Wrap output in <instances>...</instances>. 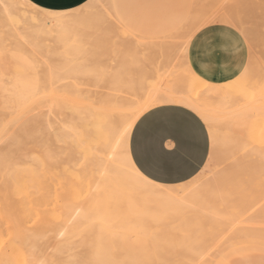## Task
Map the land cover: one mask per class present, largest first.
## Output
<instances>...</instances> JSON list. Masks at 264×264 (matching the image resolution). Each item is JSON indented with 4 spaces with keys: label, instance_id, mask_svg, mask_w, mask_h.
I'll list each match as a JSON object with an SVG mask.
<instances>
[{
    "label": "rangeland",
    "instance_id": "374dc122",
    "mask_svg": "<svg viewBox=\"0 0 264 264\" xmlns=\"http://www.w3.org/2000/svg\"><path fill=\"white\" fill-rule=\"evenodd\" d=\"M104 1L105 0H103V3ZM106 1L108 2L106 3ZM106 1H105V5L106 6L109 5V6L104 7L105 5L103 6L102 3L99 4L100 6L99 5L97 6L102 7L104 12H106L107 14L109 13L108 11H111V13L108 14L109 15L108 18L107 19L103 18L101 15L100 20H98L97 19L98 18L97 6L96 7L94 6L95 9L94 10L90 9V11H91V15H92V11H95L96 13L94 12L95 13L94 15H96L95 17L97 18L94 17L96 19L95 20L92 17L94 15L91 16L89 13L90 11H89L88 20L90 21V24L94 22L93 23L94 25L92 24L91 26H88L90 30L88 29V31H86L87 30L86 28L83 32V33H86L87 37L84 36L85 39L87 38L86 41L89 39V36H90L89 34H91L90 36L91 38L93 37L92 38L93 41H90L92 40L91 38L89 41L87 42L85 41L87 43L85 47H89L88 44L90 42L92 43H90L91 44L90 48L89 49L87 48L85 50V54L87 56L85 55L83 58L84 59L86 58L85 59L86 62H90L89 59H87L90 57L94 58L95 60H98L99 58L98 61H101V62L103 61V59L104 61L107 60L105 62L103 61L104 63H102V64H105L103 65L104 67L106 66V63H107V66L108 65L111 66L112 65L111 62H114V58L117 59L121 51L125 52V50L128 51V48L132 50L134 48L137 49L138 47H141L139 48L141 50H137V51L135 50L136 52L134 53L137 55L142 54V57L144 55L143 58H139L142 60L143 59L145 60V58L148 55L150 59L146 58L145 61L143 60L144 63L141 62L140 60L139 61L140 63L143 64V66L145 65V68H149L147 65L152 64L153 62L158 60L156 59L158 58V56L159 57L161 56L158 54L157 51H154L155 49L153 50L151 49L152 52L151 50H148L150 49V42L155 41L156 43V42L164 41L163 43H165V41L168 42L169 40L168 45L172 47L171 49L173 50V53H174V51L178 48V46L180 47L179 45L180 40H178L179 39L178 34H180V31L181 32L187 31L185 28L187 27V25L184 23L187 22L188 24V17L191 14H194L196 12L197 15L200 16V18H205L206 16L210 15L212 16V18H215L217 23H222L218 21V19L220 18L219 14H221V12L224 15L227 12H229L227 13V16L230 13H232L233 15V11L235 12L236 15L231 16L230 14V16L228 17L229 18L232 17L231 21L236 20L233 17L235 16L237 17V20L239 21L240 24H237L238 21H235V22L232 21V23L234 24V26H237L236 28H238L242 32V34L244 35L248 43L249 60H248V63L245 69L249 68L248 69L249 71L245 73L246 75L244 74V76H241L237 81H235V83H233V86L236 88L235 91L231 90L229 91V93L228 92L227 93L228 94L231 93V95H233L231 97H233L234 99L235 98L237 99L238 97H240L237 100L238 102L237 104L239 105V107L241 106L243 107L252 102L250 104L251 107H248V108L252 110L250 113H252L253 115L252 114L248 115L247 118L250 121L249 120L246 121L247 119H245L243 123V127L247 129L242 128L243 130L241 134H243L242 140L246 141L249 139L247 141L248 142L247 144H249V142L250 143L252 142L254 144L250 145V147L249 146L247 147V148H250V151H243L245 152V156L243 155L244 153H242L241 150H239L240 152L237 150V147L236 148L234 147L233 149L231 148L232 149V150L230 149L232 151L231 152L229 149H225V148H223V150L222 148H218V147L213 149V146L211 145L210 153L213 154L212 158L214 159V161L213 160L212 161L214 164L215 172L219 173L222 171L226 172L227 170H231V174L228 177V180L229 182H231L230 184L233 186V188L234 187L235 188L233 189L234 192L232 193L233 191L232 190L231 194H229L231 196V200L228 199L230 197L228 196L227 198L224 197L225 199L222 201L218 199V200H215L214 202L212 200H205L203 202H206L207 204L213 203L215 207V210H214L215 214H220L221 210L223 209V212L226 213V215L232 214L231 216L232 219L236 220V218L239 217L238 215L240 213H241L240 215H242L243 214L242 212L246 211V209H244L243 207L245 205L248 207L251 206V204L253 205L256 202V199L258 197L263 196V192H264V161L261 160L260 155L258 153V152L261 153V151H258V150L260 149L262 150L264 148V120H260V119H264V111L263 110L260 111L261 109H264L262 108L264 107V82H263L264 81V77H263L264 76V67H263V64H264V34H263L264 33V21H263L264 20V15H263L264 14L263 13L264 12L263 11L264 10L263 9L264 0H245V1L244 0L242 1L241 0H115L116 11L119 13V17L116 14L115 9L111 6V4H108L110 0H106ZM74 7H76V4ZM102 8H99V9H102ZM216 9L218 12L219 10L221 12L219 14L217 12V15L213 16L214 15L213 13L216 11ZM224 10H227L226 13H224L225 12ZM106 13L105 15L103 14V16L107 17ZM99 14L101 13H98V15ZM18 16L16 17L18 18ZM20 16L21 17L23 16L22 19L23 18H25V20L27 19L26 15H20ZM16 17L13 19L15 22H17L15 24L13 21H9V20L6 22L5 18L0 17L2 18L0 20V72L1 73L4 72L5 74L4 73L3 74L7 75L8 77L14 75L18 68L13 62H11L8 58H6L7 56L6 53H10L9 52L10 50L12 51V49L14 50L16 49L14 48V45L16 42L20 43L19 40L17 41V39H15L16 37L14 38L13 35H16L15 33L18 30L20 32L24 28L23 27L20 29L18 25H21L22 22L25 23L24 22L25 20L23 21L21 20L20 17H19L20 19L19 18L17 19ZM257 19L261 20V22L258 21L259 22L258 23ZM4 23H6L7 25L10 24L12 25V27L7 26ZM182 24L185 26H182ZM225 24H229V23H225ZM241 24H242L241 27L244 26L243 29L240 27ZM23 26H25V24H23ZM95 26H96V29L98 30L95 29ZM9 27L11 28V30ZM183 27H184V30H182ZM12 29H14L13 30L14 32H12ZM187 29L190 30L191 27L189 26ZM95 30L97 31L98 34L99 33L101 34L96 36L97 33L95 32ZM248 30H250V32ZM174 31L178 37H176L175 33H173ZM177 31L179 32L177 33ZM94 32L96 33L95 36L93 35ZM9 33L10 35L12 34V36H10ZM117 33L119 34L118 36H117ZM17 35L19 39L20 36L19 34ZM166 35H169V38L171 37V39H169L168 36ZM119 36H122L124 38L122 37L118 38ZM173 36H175L177 39L173 38V41H172ZM45 37L46 36L40 37L38 41L40 42L39 47L40 48L43 47L41 48L43 51L44 49L47 50L45 51L46 54L39 47H38L39 50L38 49L37 50L40 53L37 52L36 48H31L28 46L27 47L28 49H27L26 48L27 45L24 42L23 43L26 46L20 44V46L22 45L21 47H23L24 49L25 48L27 49V50L22 49L23 51H25L26 53L31 52L33 54V55L31 54L33 57H31V55L28 54V57H31L29 59L34 58L32 63L35 61L34 68L32 69L33 75L36 74V72L34 71L36 69H39L41 77H43L45 73L44 65L46 64V58L48 57L47 55L51 57L50 54L51 53L54 54L55 53L54 51L57 48V46L53 42H51L52 40L49 37H48L49 40L48 38H45ZM94 37L96 38L100 37L101 41L99 39L96 40ZM109 37L112 39H110V41H107L109 40ZM126 37L127 39L131 40L132 43L136 42L133 45L131 43L130 47L127 46V49H125L124 46L122 45L124 44L125 47L126 45H129L127 44L129 40L126 41ZM160 38L161 39L163 38V39L161 40ZM123 39H125L124 40L125 42H123ZM94 40L97 41L98 43L96 42L97 43L96 44ZM105 40L106 42H105V47H104L103 43ZM119 40L121 42V43L119 42L120 45H118L117 43ZM11 41H13L14 44ZM174 41H176L175 44H173ZM42 42H44V45H42L43 44ZM138 42L140 44L142 43L143 45L145 44V46H143L142 44L140 45ZM145 42H147V44L149 42V46H148L149 48L146 46L147 44ZM10 44L13 47H11ZM47 44L49 45V47H47ZM94 44L95 46H93ZM111 44L113 45V47L109 46ZM135 44L136 46L138 45L139 46L136 48L134 47ZM165 44L167 45V43ZM96 45H99V47L101 45L103 46L97 49ZM52 46L53 48H50ZM108 46L111 47V49H109ZM44 47H46L47 49ZM91 47L93 48L95 47V49L92 48L93 51L90 54V50H92ZM103 47L106 49L108 48V50L103 49ZM174 47L175 49H173ZM146 48L148 51L151 52V54L149 53L147 54L148 51H146ZM251 48L254 50H251ZM17 49H20L19 46L17 47ZM50 49L54 51L51 50L52 51L51 52L49 51ZM112 49L113 51L116 50L115 53L118 52L119 50L121 51L117 53L118 54L117 55L115 53L113 54ZM58 50L59 49L57 48L56 51ZM97 50H99L98 51L99 55L97 53ZM104 50H106L105 53L103 52ZM48 51L50 52V54H48L49 53ZM145 51H146V54H145ZM155 52H157V55L154 58L151 57L152 54H156ZM42 53L44 54L41 55ZM93 54L95 55V57L97 55L98 56L95 58ZM110 54H111V57H110ZM102 55H103V59H101ZM107 55L109 56L110 59L107 58L108 57ZM124 55H126V53ZM128 56L130 58L131 56L134 57L133 55L131 56L128 55ZM128 56L127 57L123 56V57H125L126 59L128 58ZM172 56H174V54ZM175 56L176 58H174ZM175 56L173 57L174 61L179 62V59L181 60V56L180 58L178 54ZM111 59H113V61ZM147 59H149L148 61L151 60L153 62H147L149 64L146 65L145 62L147 61ZM93 60L90 63H93ZM101 62H96V63L101 64ZM32 63H30L29 65H31ZM42 63L44 65H42ZM181 63L182 62L180 61L179 62L180 65H177V66H181ZM256 65H257V69H255ZM9 66L11 67L12 69L11 72L13 74H11V72H7L4 70V69H7ZM252 66H254V68ZM180 69L181 68L179 67V70ZM256 70L258 72H256ZM253 71H255L254 73L260 76V78L257 75L253 76ZM179 74H181V72ZM182 75L184 76V74ZM102 76H105V73L99 77L94 76V75H91V76L82 75V76H79V78L77 79L70 80L66 82V84L59 86L56 90L57 92L55 91L57 97L58 98L60 97L61 100H63L64 102H68L69 105L67 104L64 105V108H61L62 110L60 108H57L58 112L55 109V111H53L54 113H51L50 115H48V110H47L48 109L47 105L48 107L50 106L49 100L51 99L49 95H47L46 98L44 97L45 98V100H43L44 102L42 101V103H40L38 107L33 110L32 115L27 114L22 109H19L17 106L15 107L14 104H11V103L8 104V103L3 102V104L1 105L2 102H0L1 107L3 106V108H5L7 106L5 109L0 107L1 108L0 109V264H90V262L91 264H96L95 260L98 261L99 259L101 261L99 260L100 262L99 261L98 262L101 264H107V262L109 264L111 263L114 264L113 262L115 261H117V264H166V263L167 264L168 263L178 264L179 262H180L179 264L181 263L182 264H187V263L188 264H264V230H263L264 216L263 214L261 216V212H263L261 210L264 207V201L263 203H261L263 204L262 208L258 206L256 209L257 211L255 210L254 216L257 215V217L255 218L253 216L254 219L252 220L250 218L251 220L250 222H252V224L246 225L244 222L241 223V221L243 220H241L240 222L239 221L236 222L237 223L236 224L229 217L230 219L228 220L230 222V223L228 222L229 226L233 224H236V226L238 225L237 227L233 225L235 226L234 231L231 229L233 228V226L229 227L226 225L227 221H224L223 219L224 221L223 222L221 220L222 217L225 218V216H221L220 214L219 215L220 219L216 218L218 215L217 216H214L215 214L212 215V213L210 212L211 210L208 209L209 204L207 207L206 203L200 206L199 209H201V212L199 211L197 207L196 209L198 210H194L195 208L194 207L191 210V211L194 210L193 212H188V213L186 212L187 213L186 214L184 212L187 211L188 209H185L184 211H182L184 213L182 215L184 216L182 217L179 215L181 218L179 216H178L179 218L177 216L176 218L175 216L174 217L167 216V217H164L163 219H160V218L156 219V221H155V218H153V220L149 219V221L147 222V226H146V233L148 234H146L145 231H142L145 235L141 231H138L140 230L138 228H133L132 230L133 232L127 231V230L121 231V229L120 230L117 229V231H113L114 234L116 232L117 233L115 234L116 236H113L112 238L110 235H107V233L103 231L105 229L101 230L102 229L101 226L97 224L99 228L96 227V223L93 221H90V223L86 222L85 223L86 225H84V223H82V225L79 224L78 227H76V225H72L70 229L64 226L65 225L64 222L66 218L65 216L67 214L66 211H68L65 209H69V207H71L72 209L73 207L77 208L76 206L82 205L83 203L87 202L86 199L88 197L89 185H90L91 176H92L91 172H89V168L87 167L88 161H89L88 159L89 155H86L87 153L86 151L91 150L93 148L91 142L94 137L92 132L94 131L92 128L89 127L90 120L88 116H86L87 114L85 113L86 115L85 114L83 115L84 116L83 119H79L80 121L82 120L81 123L80 121L77 122V119L75 118L74 114L72 115L74 111L73 109L75 107H78L80 109L85 110L84 108H86L89 105V103L98 106L97 104H99L98 102L100 98L102 97L101 95L111 90V88H109L108 83L103 81ZM254 77L256 78L258 77L260 80ZM42 82H46V81H42ZM251 84L253 85L251 86ZM47 85H48L47 91L48 93H50V86L48 83ZM233 92H235L236 94H234ZM234 95H236V97ZM256 99H257L256 102L253 101ZM93 102H96L97 104ZM4 104H7V105H4ZM68 106L69 108L73 106L74 107L69 109ZM259 106H261V108ZM13 107L16 108L15 111L13 110L14 109ZM227 107H230V106H227ZM227 107L225 110H227ZM58 109L60 110L61 113L59 112ZM224 111H222V113H224ZM229 111L230 109L225 111L224 115L222 113H219V115L221 114L222 115L221 117L225 118V114L227 113L229 114ZM46 114L49 116L48 122L50 121L54 122L55 120L54 122L55 124H52L54 126L53 129L52 127H48L50 124H48L46 121L47 117H44L46 119H43V116H45ZM72 120L73 122H71ZM38 122H41V123H38ZM46 123L48 124V126ZM79 123L81 125H79ZM227 123L225 124L226 128L222 126L223 129H221L222 127L220 128V126L223 125L224 123L218 124L219 125L218 129L222 132L223 131L227 133L230 132L231 134H234L235 132L236 133L239 132L238 129L236 130L234 128L235 126L231 122L230 123L232 124V126H229L230 124H227ZM69 125H70V128L66 127ZM58 126H59V129H58ZM230 127L231 128L233 127L232 130L234 132L230 130ZM244 136L246 138H244ZM237 137L241 139L240 138L241 136L237 135ZM251 147H254L255 149L253 148L254 149L253 150ZM257 147H261V148H257ZM234 150L237 151L238 153L235 152ZM251 151H254L256 154H258L259 157L256 154H254V152L252 153ZM230 152L232 153V155H234L235 153L236 154L234 156L232 155L226 156V154H230ZM247 152H248V156H246ZM215 176H218V174H216ZM208 177L210 176H207L206 181L212 178V176L210 177V179ZM205 179H206L205 177L202 178V180L204 181ZM228 203L230 204L229 207H228L229 205ZM200 204L201 203H199L197 206H199ZM216 207H218L217 209H219L218 213H216L217 211ZM203 211L206 212L205 213L206 215L202 214ZM223 212L222 214L224 215ZM207 213H210L211 216L210 214L208 216ZM201 214L203 216H201ZM188 215L190 216L187 217ZM242 217L243 218L246 217L245 213L239 219H241ZM206 219H207V222L205 221ZM262 220H263V223H262ZM185 221L187 222L185 223ZM211 221H213V223ZM182 222L184 223L182 224ZM231 222L232 223L234 222V223L231 224ZM210 223L212 224L211 226H210ZM214 225L215 226L217 225V227H215ZM224 226H227L229 228H226ZM248 226L250 227L249 229L247 228ZM97 228L98 230L103 231V232H100L102 234L99 233ZM213 228L215 229L213 230ZM239 228H242V229H239ZM203 229L205 230V232ZM219 229L221 231H219ZM259 229L260 230L262 229L261 231L263 232L260 233L261 231ZM112 230H114L113 227L105 231H107L108 234L112 235ZM176 230H177V233H176ZM255 231L258 232V234L255 233ZM124 232L125 234H123ZM134 232L135 233L137 232V233L135 234ZM216 232L218 233V236ZM228 232H230V234H227ZM95 233L98 235H96ZM104 233H105V236H104ZM120 233L123 235L120 236ZM138 233L139 234L142 233L141 235L143 236L139 235ZM252 233H255L256 235ZM131 235L133 238L129 237ZM133 235L137 236L135 238H138V239L139 237L144 238V239L140 238V241L136 239V241L139 242L141 247L139 246V244L138 245L135 244L137 243L136 241L135 242L132 241L133 239L135 240ZM125 236H127V238L124 240H121ZM100 237L102 238V240L100 239ZM209 237H212L211 240ZM184 238L187 240H185ZM193 238L194 239L197 238L196 239L197 242H200V240L202 241L201 248H203L204 251L202 250V252H205V255L203 253V256L198 258V260L195 261L196 259L195 257L193 261H189L188 259L190 258L191 260V257L192 256L194 257V254H192V252L190 251L191 249L188 250V247L190 248L197 247L195 246L197 245L195 244L196 240L194 241ZM127 239L131 241V243ZM180 239L182 242L180 241ZM191 239L193 240L192 242H194V245L193 243L191 244L190 242ZM202 239H206L210 241H206ZM125 241L130 244L126 243ZM133 242L135 245H132ZM184 242L187 245V247H185L186 245L184 244ZM98 243L102 245V248H101V245H99L101 249H99V247H95L96 244L98 245ZM176 243L178 244V246H176L177 245ZM179 244L181 245L179 246ZM182 245L184 246L185 249L183 248ZM203 245H207V246H205L204 248ZM94 248H97V252L98 251L102 252V253H98L97 254L98 258H96V253H95L96 250H94L95 259L92 257V252ZM176 252L178 253L176 254ZM182 252L183 254L181 255ZM99 254H104L106 258H104V255H102L103 257V260H102L101 259L102 257L100 258ZM190 254H191V257L189 256ZM104 259L107 262H104ZM168 259L170 261L166 262V260ZM110 260H112L111 263H110ZM98 262L97 264H99Z\"/></svg>",
    "mask_w": 264,
    "mask_h": 264
},
{
    "label": "bare ground",
    "instance_id": "6f19581e",
    "mask_svg": "<svg viewBox=\"0 0 264 264\" xmlns=\"http://www.w3.org/2000/svg\"><path fill=\"white\" fill-rule=\"evenodd\" d=\"M105 1L103 3V0H89V2L92 3L95 7L97 5H99L100 3H102V5L104 6L105 5ZM107 2L108 1H106V3ZM107 6H109V5H107ZM107 6L105 5L104 7H107ZM244 6H246V5H244ZM95 7L93 9H91V10H94ZM99 8H102V7H98L97 6V12L101 13L99 15L97 13L98 18L95 17L96 15H94L96 13L95 11H92V15H94V16L91 15V11L90 10H89L90 12L89 11L88 12L90 13V15L93 18L95 17L98 20H100V16L101 15H102L103 18L107 19L108 16H109L108 14L111 13V11L107 10L109 12L107 14L106 12H104L103 8L102 9H99ZM230 8H232V7H230ZM106 9H108V8H106ZM263 9H264V7H263ZM224 11H225L224 13H226L227 10H224ZM88 12L84 16H82V17H80L78 19H69V20H58L57 19V20H54V19H50V18H45L44 16L37 15V13L35 11L34 4H32L29 0H0V17L5 18L6 22L9 20V21H13L14 24H15L17 22H15L13 19L16 16L19 15L18 18L20 17L21 20H23V21L25 20V18L22 19L23 16L21 17L20 15H26L27 16V17L25 16L27 18L24 21L25 23L22 22V24H21L22 26L18 25V27H20V29L23 28V27L24 28L20 32L18 30L15 33L16 35H13L14 38L16 37L15 39H17V41L19 40L20 43L16 42L15 45L16 44L17 45L16 46L14 45V48H16V49L14 50V49L11 48L12 51L9 49L10 53H6V51H5V53L7 55L6 58H8L11 62H13L16 65L17 68L21 67L22 65H29L34 60V58L33 59H29V58L33 57L32 56L33 54L31 52H29V53L27 52L26 53L25 51L22 50L24 48L21 47V46L24 45V43L27 45V46L24 45V46H26V48L29 46L31 48H36V50H37L38 47L40 46V42L38 41L39 38L43 37V36H46L45 38L49 37L52 40L51 42H53L57 46V48L59 49L58 51H56L57 48H56L55 51L50 49L49 51L52 50L55 53L54 54H52V53L50 54V52L48 51L49 52L48 54H50L51 57H49V55H47L49 58L46 56L47 57L46 58V64L44 65L42 63V65L45 66V68H44L45 69L44 70L45 73H44V75L42 77V81H46L49 84V86H50V93L47 94V95H49L51 97V99L49 100L50 106L48 107V105H47L48 115H50L51 113H54L53 111H55V109L57 111V108L61 109V108H64V105H66V104L69 105L68 102H64L63 100H61L60 97H59L60 98V100H59V98L57 97L55 91L57 90V88L59 86L66 84V82H68L70 80L77 79V78H79V76H82V75L83 76L94 75V76L99 77V76H101V75H103L105 73V76H102V79H103L104 82H107L108 85H109V88H111V90H109V91H107V92H105V93H103L101 95L102 97L100 98L99 102L96 101L99 104H97L96 102H93V103H96L98 106L89 103V105H91V106L88 105L86 108H84L85 110L80 109L78 107H75L73 109L74 111L71 110V111H73L72 115L74 114L75 118L77 119V122L80 121L79 119H83V117H84L83 115L86 113L87 115L86 114L85 115L88 116V118L90 120V126L89 127L92 128L93 131H94V132H92L94 137H93V140L91 142L93 148L91 150H87L86 151L87 152L86 155H89V158H88L89 161H88V166L87 167L89 168V172H91L92 176H91V182H90V185H89L88 197L86 199L87 202L85 201L86 203H83L82 205L76 206L78 209L75 208V207H73V209L71 207H69V209H65V210H68V211H66L67 214L65 216L66 218H65V222H64L65 225L64 226L66 228L70 229V227H72V225H76V227H78L79 224L82 225V223H84V225H86L85 224L86 222L90 223V221H93V222L96 223V227H98V225L102 227V229L100 227L101 230H103V229L107 230V229L113 227L114 230H112V235L108 234L107 231L103 230L105 233H107V235H110L112 238H113V236H116L115 234L117 232L114 234L113 231H117V229H119V230L121 229V231L122 230H124V231L127 230V231L133 232L132 231L133 228H138V229H140L138 231H141V232L145 231V233H146V226H147V222L149 221V219L153 220V218H155V221H156V219H159V218L163 219L164 217H167V216H172V217L175 216V218H176V216L178 217L180 215V216L183 217L184 215H182V214H184L186 212L188 213V212H193L194 210H198L202 204L206 203V202H203L205 200H212L214 202L215 200L219 199V200L222 201V200L225 199L224 197L227 198L228 196H230L229 194H231V191L235 188V187L233 188V186L230 184L231 182H229V180H228V177L231 174V170H227V171L225 170L226 172L222 171V172L216 173L215 170H214V164H213L214 159L212 158L213 154H211V153H209L211 156L209 157V159L207 160V163L203 167V169H206V171H204V172L200 171V173L197 176H195L193 179L189 180L188 182H185V183H182V184H177V185H162V184H158L156 182H154V183H145L141 178H139V176L137 174V168L132 163L130 155L127 157V162L124 161L123 147L129 143L128 142L129 141V137L126 139L125 145L119 144L118 141L120 139V132L123 129L124 123L127 120L128 115L133 110H138L142 106L146 107V106L152 104L157 96L166 95V96H169V97H172V98H175V99L183 100L185 106H187L189 108L194 107L201 114V116L203 117L204 122L208 126V129H209V132H210V137H211L210 141H211V145L213 146V149L218 147V148H222V150H223V148L230 150L231 148L233 149L234 147L235 148L237 147V150L238 151L241 150L242 153H244L243 155L245 156V152H243V151H250V148H247V147L248 146L250 147V145L254 144L252 142L251 143L249 142V144H247L248 143L247 141L249 139L246 140V141L242 140L243 139L242 138L243 134H241L242 130H243L242 128H244L243 127V123H244L245 119H247L246 121H248L249 120L247 118L248 115L252 114V113H250L252 110H250V108H248V107H251L250 104L252 102L249 103L248 105L244 104L245 106H243V107L242 106L239 107V105L237 104L238 103L237 100L240 97L237 96L238 98L234 99L233 97H231L233 95H231V93L230 94H228V93L231 90L235 91L236 88L233 86V83H235V81H237L241 76H244V74L247 71H249L248 70L249 68L244 69L243 72L240 74V76H238L237 78H235V79H233V80H231L229 82H225V83H221V84H213V83L208 82V81L204 80L203 78L199 77L196 73H194V71L191 69L189 64L186 65L184 63V61L187 60L186 59V51L181 46L180 47L178 46V48L173 53V50L171 49L172 47L168 45L169 40H168V42L165 41V43H167V45L165 43H163L164 41H160L161 43L160 42H156L155 43V41L154 42H150V49H148V50L155 49L154 51H157L158 54L161 55V56L160 57L158 56V58H156L158 60L153 62L151 60L148 61L150 58L147 55L146 58H149V59H147L145 64L147 65V64H149L147 62H153L152 64H149L152 67L147 65L149 68H145V65L143 66V64L140 63V61L143 62L144 59L142 60V59H139V58H143L144 55L142 57V54L141 55H137V54L134 53L137 50H141V49H139L141 47H138L139 45L136 46V44H135L134 47H136V48L138 47V48L137 49H135V48L132 49L133 51L130 48H128V51L125 50V52H123L121 50L118 51V49H117L118 52L115 53L116 50L113 51V49H114L113 48L112 49L113 54L114 53L117 54L120 51H121V53H119L120 57L119 56L117 57L118 54L116 55L117 59L114 58V62H111L112 63L111 66L110 65L107 66V63H106L105 67L103 66L105 64H102V63L107 61V60L104 61V59H103V55H105V54L102 55V58L100 56V58L103 59L104 62L103 61L102 62L98 61L99 58H98V60H95L94 58H91L90 56L89 57L91 59L90 58H87V59H89L90 62H92V60L94 59L93 63L86 62V60H85L86 58L85 59L83 58L86 55L85 54V50L87 48L88 49L90 48V45H91L90 43H92V42H90L88 44L89 47H85L86 44H87L86 42L89 41L90 38H91L90 37L91 34L88 33L90 36H89V39L86 41L87 38L85 39V37H84V36H86V33H83V32H84V30L86 28H87L86 31H88V29L90 30V28L88 26H91L94 23L93 22L92 24H90V21L88 20V18H89L88 17V14H89ZM215 12L213 13L214 15L213 14H211V15H213V16L217 15V12H218L217 9H216ZM220 12L221 11L219 10L218 14ZM105 13H106L107 17L103 16V14L105 15ZM227 13H229V12H227ZM227 13L225 14L226 15L225 16L221 12V14H219L220 16L218 15L220 17L218 19V21H220L222 23L224 22V23H229V24L234 25L232 23L233 20L231 21L232 17L229 18L228 16H230V14H231V16L236 15L235 12L233 11V15H232V13H230V14H228V16H227ZM221 15H223V16H221ZM255 15H253V16H255ZM209 17H212V16L208 15L205 18H200V16L197 15L196 12L194 14H191L188 17V24H187V22L184 23V24L187 25V27H185L186 30H188L187 28L189 26L191 27V29H194L195 27L198 26L199 22H203L204 20H206ZM233 18L236 19L233 22L238 21L236 16L233 17ZM241 18H243V17H241ZM1 19L2 18H0V20ZM109 19H110V17H109ZM258 21L261 22V20L257 19V22ZM4 24H6V23H4ZM18 24H19V22H18ZM23 24H25V26H23ZM237 24H240L239 21H238ZM7 26L12 27V25H10V24H8ZM182 26H185V25L182 24ZM241 26H242V24L240 25V27ZM235 27H237V26H235ZM243 27H241V28L243 29ZM114 28H116V27H114ZM95 29H96V26H95ZM10 30H11V28H10ZM13 30L14 29H12V32H14ZM96 30H98V29H96ZM96 30H95V32L97 33ZM182 30H184V27H183ZM179 31H177V33ZM238 31H240V30H238ZM248 31L250 32V30H248ZM95 32L93 33L94 36L96 34ZM173 33H175V31ZM180 33H181V31H180ZM12 34L10 35V33H9L10 36H12ZM17 34H19V36H20L19 39L17 37L18 36ZM100 34L101 33H99V34L97 33L96 36L100 35ZM118 35L119 34L117 33V36ZM169 35H166V36H168V38H169ZM175 35H176V33H175ZM121 37L122 36H119L118 38H121ZM176 37H178V36L176 35ZM176 37L173 36L172 37V41H173V38L177 39ZM49 38H48V40H49ZM94 38L96 40L99 39L101 41L100 37L99 38L94 37ZM101 38H102V36H101ZM106 38H108V37H106ZM118 38H117V40H118ZM122 38H124V37H122ZM110 39H112V38L109 37V40H107V41H110ZM169 39H171V37ZM124 40L125 39H123V42H125ZM127 40H129V39H127V37H126V41ZM90 41H93V39L90 40ZM133 41H134V39H133ZM11 42L13 43V41H11ZM94 42L96 43L97 41L94 40ZM105 42H106V40L103 43L104 47H105ZM119 42H120V40L117 42L118 45H120V43H121V42L120 43ZM139 42H141V41H139ZM175 42L176 41H174L173 44H175ZM42 43H43L42 45H44V42H42ZM131 43H132L131 40H129V42L127 43L129 45H126V47H125L124 44H122V45L124 46L125 49H127V46L130 47ZM134 43H136V42H134ZM134 43H132V45ZM145 43L147 44V42H145ZM20 44H22V45L20 46ZM107 44H108V42H107ZM12 45H11V47H13ZM55 45H54V47H55ZM176 45H178V44H176ZM18 46H19L20 49H17ZM93 46H95V44ZM101 46H103V45H101ZM109 46L113 47L112 44L109 45ZM143 46H145V44ZM143 46H142V48H143ZM146 46L147 47L149 46V42H148V44ZM47 47H49L48 44H47ZM96 47H97V49L100 48L99 45H96ZM104 47H103V49H106ZM114 47H116V46H114ZM26 48L24 50L28 49V48L27 49ZM41 48H43V47H41ZM44 48H46V47H44ZM50 48H53V46L50 47ZM92 48L93 47H91V49ZM253 48H255V47H253ZM93 49H95V47ZM93 49L90 50V54L93 51ZM109 49H111V47H109ZM173 49H175V47ZM38 50H37V52H39ZM106 50H108V48ZM106 50H104L103 52L105 53ZM148 50L146 48V51H148ZM152 50H151V52H152ZM251 50H254V49L251 48ZM45 51H47V50L44 49V51H43L46 54ZM98 51L99 50H97V53H98ZM146 51H145V54H146ZM131 52H132V54H131ZM151 52L148 51L147 54L148 53L151 54ZM157 52H155L156 54H152L154 56L151 55V57L154 58L157 55ZM44 53H42L41 55H43ZM122 53H124V54L126 53V55H124ZM28 54L29 55L32 54L31 57H28ZM111 54H110V57H111ZM173 54H174V56L178 54L179 58L181 56V60L179 59V62L180 61L182 62L181 66H177V65H180V64H179V62H177V61L175 62L174 61V58H176V56L175 57L172 56ZM52 55H54V56H52ZM98 55H99V53H98ZM122 55L126 56V57L128 55H130V56L133 55L134 57L131 56V58H130L128 56V58H130V59L126 58L127 59L126 60L125 57H123ZM139 56H141V57H139ZM54 57H56V58H54ZM94 57H95V55H94ZM52 58H54V59H52ZM104 58H106V57H104ZM107 58H109V56ZM146 58H145V60H146ZM42 59H44V58H42ZM111 60L113 61V59H111ZM96 62H101V64L96 63ZM34 63H35V61L31 65L33 66ZM31 65H29V66H31ZM35 66H36V64H35ZM179 67L181 68L180 70H179ZM252 67L254 68V66H252ZM263 67H264V64H263ZM189 69H191V72H189ZM255 69H257V65H256ZM261 69H262V67H261ZM258 71H259V69H258ZM258 71L256 70V72H258ZM180 72H181V74H179ZM254 72L255 71H253V76H256L257 74H255ZM3 73L0 72V102H2L1 105L3 104V102L4 103H8V104L9 103L14 104L15 94L20 92V91H22V90L27 89L29 87V85L26 82L22 81V80L21 81H16V80L12 79L13 75L8 77L7 75H4L5 73L4 74ZM11 74H13V73L11 72ZM182 74H184V76ZM179 75H181V76H179ZM195 77H199V79H196ZM258 77L260 78V76H258ZM254 78H256V77H254ZM254 78H253V80H254ZM259 78H258V80H260ZM100 80H98V81H100ZM250 81H252V80H250ZM261 81H263V80H261ZM255 83H256V81H255ZM260 84H258V85H260ZM205 85H207V86H205ZM247 85H249V84H247ZM252 85L253 84H251V86ZM233 93L236 94L235 92H233ZM258 95H260V94H258ZM234 96L236 97V95H234ZM45 98L43 100H45ZM253 101L256 102L257 99L253 100ZM261 101H263V100H261ZM4 105H7V104H4ZM227 106H230L231 108L227 107ZM15 107H16V105H15ZM73 107H71V108H73ZM226 107H227V110L230 109V111H229V114L227 113L228 115L225 114V118H224V117H221L222 115L221 114L219 115V113H222V111H224L226 109ZM259 107L261 108V106H259ZM1 108H3V106ZM5 108H3V109H5ZM68 108H69V106H68ZM71 108H69V109H71ZM262 108H264V107H262ZM227 110H225V111H227ZM262 110L264 111V109H261L260 111H262ZM225 111H224V113H225ZM59 112H60V110H59ZM224 113H222V114L224 115ZM38 115H39V113H38ZM38 115H37V117H38ZM48 115L46 114L45 116H43V119H46L44 117H47L46 121L50 125L48 126V124L47 123L46 124H47L48 127H52V129H53L54 126L52 124H55L54 123L55 120H54V122L50 121L52 123L48 122L49 121L48 120V117H49ZM260 115H258V116H260ZM224 120H226V121H224ZM260 120H264V119H260ZM71 122H73V120ZM81 122H82V120L80 121V123ZM225 122L226 123L228 122L227 124H230L229 126H232V124H233L235 126V127L234 126L233 127L236 130L238 129V131H239V132H237L238 134L236 132L234 134H231L230 132L227 133L225 131H223V132L220 131L218 129V126H219L218 124H223L224 123L223 125L220 126V128L222 126L226 128V126H225L226 123ZM38 123H41V122H38ZM80 123H79V125H81ZM66 127L70 128V125L66 126ZM223 127L221 129H223ZM233 127L232 128L230 127V130H232ZM58 129H59V126H58ZM244 129H247V128H244ZM232 132H234V131L232 130ZM235 134H237L238 136H241L240 137L241 139H239L237 137V135H235ZM129 135H130V132H129ZM261 136H262V134H261ZM244 138H246V137L244 136ZM251 148L253 149L254 147H251ZM257 148H261V147H257ZM87 149H89V148H87ZM263 149L262 150L261 149L260 150L256 149L258 151H261V153L258 152V151L257 152L259 153L260 158H261L262 161H264V150ZM227 152H229V151H227ZM231 152H230V154H226V156L232 155ZM235 152H237V151H235ZM251 152L253 153L254 151H251ZM254 154H256V153L254 152ZM234 155H232V156H234ZM256 155L258 156V154H256ZM246 156H248V152L246 153ZM225 160H226V158H225ZM86 162H85V164H86ZM85 167H86V165H85ZM216 174H218V176H215ZM207 176H210V177L212 176V178L210 179V177H208L210 180L206 181L207 180ZM204 177L206 178L205 181L202 180V178H204ZM233 192H234V190L232 191V193ZM228 199L231 200V196ZM263 201H264V192H263V196L258 197L256 199V202L253 205L251 204V206H249V207L245 205L243 208L246 209V211L242 212L243 213L242 215H240L241 214L240 213L238 215L239 217H237L236 220L232 219V217H231L232 214H230V215L227 214L226 215V213H224L223 209H222L220 214H221V216H225V218L222 217L221 220L223 221V219H224V221H227V224L224 223L227 226H229L230 222L228 220H230V219H232L235 223L238 222V221L240 222L241 220H243V221H241V223L244 222L246 225L252 224V222H250V221L252 219H254L253 216L255 214V210L257 209L258 206H260L262 208L263 204H261V203H263ZM199 203H201V204L199 206H197ZM208 204H209V207H208ZM208 204H207V207H208V209L211 210L210 212L212 213V215L215 214V212H214V210H215L214 204L213 203L212 204L208 203ZM70 205H72V204H70ZM229 206H230V204L228 205V207ZM196 207L198 209H196ZM247 207H248V209H247ZM193 208H194V210L191 211ZM217 208L218 207H216V210H217L216 213H218V210H219ZM221 208H222V206H221ZM261 208H260V210H261ZM74 209H76V210H74ZM185 209H188V210L183 213L182 211H184ZM189 209H190V211H189ZM263 209H264V207H263ZM263 209L261 210V211H263V212H261V216H262V214L264 216V210ZM199 211L201 212V209H199ZM222 212L224 213V215L222 214ZM258 212H259V210H258ZM205 213H206L205 211L202 212V214H205ZM244 213H245L246 217L245 218L242 217L241 219H239L241 216L244 215ZM186 214H185V216H186ZM202 214H201V216H203ZM209 214L210 213H207L208 216H209ZM220 214H215L214 216H217V215L219 216ZM189 216L190 215H188L187 217H189ZM210 216H211V214H210ZM218 216L216 218L220 219V216L219 217ZM229 217H230V219H229ZM254 217L256 218L257 215L254 216ZM226 218H227V220H226ZM250 218H251V220H250ZM187 221H185V223ZM205 221L207 222V219ZM211 222L213 223V221H211ZM183 223L184 222H182V224ZM233 223L231 222V224H233ZM262 223H263V220H262ZM236 224H233V225L236 226ZM255 224H256V222H255ZM211 225L212 224L210 223V226ZM217 225L216 226L214 225V226L217 227ZM233 225H230V226H233ZM263 225H264V223H263ZM227 226H224V227H226V228L230 227V226L229 227H227ZM235 226H233V228H231L233 231H234ZM241 226H242V224H241ZM243 227H244V225H243ZM255 227H256V225H255ZM98 228H97V230H98ZM247 228L249 229L250 227L248 226ZM251 228H252V226H251ZM214 229L215 228H213V230ZM239 229H242V228H239ZM244 229H246V228H244ZM263 230H264V228H263ZM98 231H99V233L103 232V231H100V230H98ZM219 231H221V230L219 229ZM94 232H95V230H94ZM204 232H205V230H204ZM262 232L263 231H261L260 233H262ZM105 233H104V236H105ZM176 233H177V230H176ZM221 233H223V232H221ZM255 233L258 234V232H256V231H255ZM255 233H252V234H255ZM260 233H259V235H260ZM100 234H102V233H100ZM123 234H125V232ZM123 234L120 233V236H122ZM141 234H139V235H141ZM146 234H148V233H146ZM223 234H225V233H223ZM227 234H230V232H228ZM96 235H98V234H96ZM129 235H130V233H129ZM127 236H125L124 238L122 237L123 239H121V240L126 239ZM133 236H134V238L137 237L135 235H133ZM141 236H143V235H141ZM217 236H218V233H217ZM261 236H263V235H261ZM101 237H100V239L102 240ZM129 237H132V235L129 236ZM140 238L144 239L142 237H139V239L135 238V240L133 239L132 241L135 242L136 239L138 241H140ZM209 238L211 240L212 237H209ZM129 239H131V238H129ZM181 239H180V241H181ZM188 239H189V237H188ZM196 239H194V241ZM185 240H187V239H185ZM202 240H206V239H202ZM210 240H206V241H210ZM141 241H143V240H141ZM192 241L193 240L191 239L190 242H191V244L193 243V245H194V242H192ZM129 242L131 243V241H129ZM134 242L132 243V245H135V244L138 245L139 244V242H137V241H136L137 243H135V244H134ZM196 242H197V240H196ZM196 242H195V244H197V245H195V246H197V247H191V248L188 247V250L191 249L190 251L192 252V254H194V257L193 256L191 257V254L189 255L191 257V260L188 257L189 261H193L195 259V257H196L195 261L198 260V258L203 256V253L205 255V252H202L203 248H201L202 241L200 240V242H197V243ZM126 243H128V242H126ZM130 243H128V244H130ZM184 244H185V242H184ZM99 245H101V244L98 243V245L96 244L95 247H99V249H101L102 245H101V248H100ZM180 245L181 244H179V246ZM139 246H140V244H139ZM176 246H178V244ZM205 246H207V245H203L204 248H205ZM185 247H187V245ZM183 248H184V246H183ZM134 249H136V248H134ZM174 249H176V248H174ZM94 250H96V252H95L96 253V258H98L97 254L98 253H102V252H99V251L97 252V248H94L93 252H92V257L93 258L95 256L94 255ZM188 250H187V252H188ZM205 251H206V249H205ZM173 252H175V251H173ZM177 253L178 252H176V254ZM104 254H99L100 258ZM182 254H183V252L181 253V255ZM210 254H211V252H210ZM104 258H106L105 255H104ZM101 259L103 260V257ZM95 261H96V264H97L98 261L97 260H95ZM167 261H170V260L168 259V260H166V262ZM185 261H186V259H185ZM201 261H202V259H201ZM104 262H107V261H105V259H104ZM111 262H112V260H110V263ZM102 263H103V261H102ZM113 263L117 264V261H115ZM177 263H178V261H177ZM90 264H91V262H90ZM99 264H101V263H99ZM107 264H109V263L107 262Z\"/></svg>",
    "mask_w": 264,
    "mask_h": 264
},
{
    "label": "snow or ice",
    "instance_id": "6c2138e0",
    "mask_svg": "<svg viewBox=\"0 0 264 264\" xmlns=\"http://www.w3.org/2000/svg\"><path fill=\"white\" fill-rule=\"evenodd\" d=\"M35 11L37 15L44 16L54 20L78 19L84 16L90 9L94 7L89 0H76V7L64 8L63 10H53L51 8L41 9L39 0H34ZM180 46L186 51L188 59L184 61L187 65L192 62L193 55L197 59L203 61L206 66L213 63L219 65L223 59L228 62L231 57V39L223 28L217 27V21L209 17L203 22H199L194 29L183 31L179 34ZM33 66L22 65L17 69L12 79L16 81H24L29 87L15 94L14 104L29 115L33 114V110L43 101L48 94V85L42 82L40 70L36 69L33 75ZM11 72V67L5 69ZM191 72V69H189ZM203 73L201 72V75ZM194 75V74H193ZM199 79V77H195ZM207 86V85H205ZM159 105L155 107L154 105ZM178 105L185 106L183 100L175 99L166 95H160L155 98L152 104L133 110L124 123L120 132L119 144L125 145L126 139L129 137L131 129L139 128L140 122L150 121L158 122L160 125L161 135L157 137H146L141 135L136 137L132 133V142L123 147L124 161L127 162L129 155H139L145 157V163L152 171H148L147 175L137 169V174L145 183H154L164 176L176 174L181 177V173L190 166L193 153L189 150V137H195V128L189 125L184 118L175 114L169 115L164 106ZM14 111L16 108L13 109ZM194 118L201 114L194 108H191ZM165 141H167L165 143ZM173 141L175 143H173ZM159 144L157 149L156 144ZM149 153L151 155L149 156ZM132 163L139 164V159ZM206 169H201V172ZM153 172L156 175H153Z\"/></svg>",
    "mask_w": 264,
    "mask_h": 264
},
{
    "label": "crops",
    "instance_id": "0c3cea01",
    "mask_svg": "<svg viewBox=\"0 0 264 264\" xmlns=\"http://www.w3.org/2000/svg\"><path fill=\"white\" fill-rule=\"evenodd\" d=\"M34 4V0H29ZM76 0H39V7L51 8L53 10H63L64 8H74ZM109 4L116 11V2L115 0H110ZM116 14L119 17V13L116 11ZM218 28H223L225 33L229 35L231 39V57L228 62H225L223 59L220 61L219 65L213 63L210 66H206L203 61L197 59L195 55L192 56V62L189 63L191 69L199 77L204 80L211 82L213 84H221L229 82L243 72L246 67V63L249 60V47L245 37L239 29L234 25L217 23ZM186 59L188 56L186 54ZM201 72L203 73L201 75ZM158 107L159 105H154ZM167 114H175L180 117H184L190 126L195 128V137H189V150L193 153L191 158V164L181 173V177H177L176 174L171 176H164L158 180H155L156 183L162 185H177L188 182L197 176L201 169L207 163V160L211 152V141H210V132L207 124L204 122L200 116L194 118V113L191 111V108L187 106H178V105H167L164 106ZM135 133L136 137L139 138L141 135L146 137H159L161 135L160 125L158 122L142 121L140 122L139 128L131 129L129 135V141L132 142L134 146V141H132V133ZM167 141H165L166 143ZM173 143H175L173 141ZM157 149H159V144H156ZM151 153H149V156ZM130 158L133 161L139 159L140 163H133L134 166L147 175L148 171H152L145 163V157L139 155H130ZM155 176L156 173L153 172Z\"/></svg>",
    "mask_w": 264,
    "mask_h": 264
}]
</instances>
